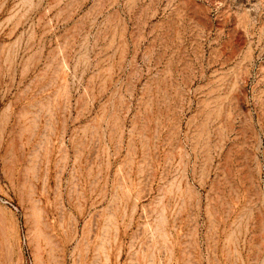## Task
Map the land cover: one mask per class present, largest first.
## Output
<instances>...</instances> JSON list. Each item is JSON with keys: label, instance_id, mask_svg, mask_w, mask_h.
I'll return each instance as SVG.
<instances>
[{"label": "rangeland", "instance_id": "rangeland-1", "mask_svg": "<svg viewBox=\"0 0 264 264\" xmlns=\"http://www.w3.org/2000/svg\"><path fill=\"white\" fill-rule=\"evenodd\" d=\"M0 264H264V0H0Z\"/></svg>", "mask_w": 264, "mask_h": 264}]
</instances>
